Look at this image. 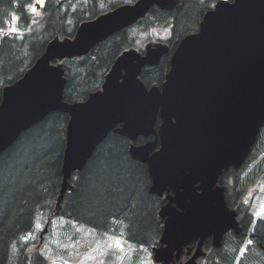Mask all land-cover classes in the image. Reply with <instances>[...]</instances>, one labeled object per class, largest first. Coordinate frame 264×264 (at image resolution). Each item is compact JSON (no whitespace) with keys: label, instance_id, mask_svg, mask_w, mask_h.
<instances>
[{"label":"water","instance_id":"water-1","mask_svg":"<svg viewBox=\"0 0 264 264\" xmlns=\"http://www.w3.org/2000/svg\"><path fill=\"white\" fill-rule=\"evenodd\" d=\"M179 3L136 0L84 20L72 37L55 36L24 75L3 88L0 155L50 112L67 113L60 203L71 189L72 173L84 168L107 135L127 136L132 157L148 166L150 192L166 199L154 259L169 263L199 239L184 263L199 264L207 235L213 233L219 246L228 229L241 230L219 180L243 164L264 124V0H219L199 29L181 39L161 86L147 87L141 75L146 66L158 65L170 46L150 42L144 52L132 47L121 53L102 87L85 101L63 99L62 60L88 54L154 6L173 9ZM141 136L154 138L137 144Z\"/></svg>","mask_w":264,"mask_h":264},{"label":"trees","instance_id":"trees-1","mask_svg":"<svg viewBox=\"0 0 264 264\" xmlns=\"http://www.w3.org/2000/svg\"><path fill=\"white\" fill-rule=\"evenodd\" d=\"M135 1L105 0L107 5L103 7L101 0H0V102L4 86L21 78L55 36L72 37L84 20ZM216 1L182 0L174 10L154 6L144 18L99 42L88 54L62 60L66 77L64 101H85L102 87L121 53L131 47L143 50L134 35L136 28L170 27L169 53L158 65L146 66L141 75L147 87L161 86L178 43L199 29L205 12ZM69 118L64 112H50L23 131L0 155V264H49L45 254L33 248L35 243L24 240L34 232L42 216L49 219L50 225L62 216L100 232L122 236L136 246L150 248L158 243L164 225L159 211L166 200L150 192L148 166L132 157V142L127 136L110 132L84 168L72 173L71 189L59 203ZM153 138L141 136L136 143ZM255 161L258 163L252 173L257 178L242 177V170ZM253 181L264 182V124L241 167L226 170L220 180L229 191L231 205L237 196L241 202L244 189ZM243 214V231L227 233L222 246L210 252L206 264H264V226L260 220L255 222L248 205ZM254 223L253 241L245 246Z\"/></svg>","mask_w":264,"mask_h":264},{"label":"rangeland","instance_id":"rangeland-1","mask_svg":"<svg viewBox=\"0 0 264 264\" xmlns=\"http://www.w3.org/2000/svg\"><path fill=\"white\" fill-rule=\"evenodd\" d=\"M100 5L104 7L107 3L101 0ZM134 35L141 48H145L150 40L157 42L159 38H169L170 27L136 28ZM257 163L252 162L242 170V177L252 175L251 178H257L252 173ZM246 189L243 201L250 205L256 217L263 218L264 182L253 181ZM24 240L35 243L33 248L41 250L49 259V264H156L149 247L133 245L122 237L100 232L62 216L55 219L52 225L47 217H40L34 232L25 236Z\"/></svg>","mask_w":264,"mask_h":264},{"label":"flooded vegetation","instance_id":"flooded-vegetation-1","mask_svg":"<svg viewBox=\"0 0 264 264\" xmlns=\"http://www.w3.org/2000/svg\"><path fill=\"white\" fill-rule=\"evenodd\" d=\"M247 191H248L247 189L244 191V193L241 196V198H243L246 195ZM225 194H226V198H227V204L231 208H234V209L237 210V213H238L237 214V219L239 220V222L241 224V220L246 218V214H243L244 213V208H245V206H244L245 201L242 202V199H241V202H240V198H238V196H237V200H235L234 203L231 205V202L228 199V196H230V195H229V191L227 189H225ZM259 220L261 221V226L262 225L264 226V217L257 219L255 222H258ZM255 225H256V223L252 224L251 229H250L251 233L255 230ZM230 231H234L236 233H240L241 231H243V227L241 225V230L239 232L236 229H234V228L228 229L223 234V237H222V240H221V243H220L219 246H216L214 244V234L213 233L206 236V238L203 241L202 254H200L199 257L197 258V261H198L199 264H206L207 258L210 255V252L213 249L219 248V247L222 246L226 234L229 233ZM251 233L248 235V239H249L250 243L253 241V237H254V235H252ZM198 243H199V239L198 240H192L188 245H186L182 249V253H181L180 256H177L175 254L173 256V258L170 260L169 263H165L164 261H162V262H160V264H184L185 262H187L194 255V253L196 252ZM158 245H160V244H158Z\"/></svg>","mask_w":264,"mask_h":264},{"label":"snow or ice","instance_id":"snow-or-ice-1","mask_svg":"<svg viewBox=\"0 0 264 264\" xmlns=\"http://www.w3.org/2000/svg\"><path fill=\"white\" fill-rule=\"evenodd\" d=\"M33 11H35V9H33ZM15 29H13V31H14Z\"/></svg>","mask_w":264,"mask_h":264}]
</instances>
